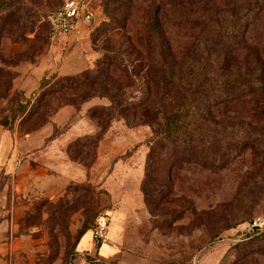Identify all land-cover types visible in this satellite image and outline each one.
Instances as JSON below:
<instances>
[{"label":"rangeland","instance_id":"obj_1","mask_svg":"<svg viewBox=\"0 0 264 264\" xmlns=\"http://www.w3.org/2000/svg\"><path fill=\"white\" fill-rule=\"evenodd\" d=\"M63 1L23 0L30 19L37 20L35 32L22 29L23 40L17 43L2 35L1 57L8 58L10 51L30 56L14 65L0 60L14 77L10 97L0 100V121L16 107V93H23L22 100L30 99L40 86L32 91L20 88L24 83L34 86L30 70L56 43L49 39L46 16ZM87 1L95 18L79 38L60 43L62 61L72 52L81 57L89 51L95 59L89 68H94L105 51H120L122 68L127 69L124 97L133 102L148 97L161 123L183 105L186 92L199 91L205 98L192 113V125L198 130L150 147L153 123L130 126L116 111L102 114V123L93 117V109L111 102L107 97L91 99L95 104L86 116L95 132L81 135L87 131L74 130L66 147L73 172L81 173L78 181L72 180L58 198L39 193L0 203V264H73L81 255V230L91 231L104 213L111 219L107 243L100 249L103 258H109L120 243L123 250L147 256L146 261L151 257L193 264L197 257L196 264H264V235L246 232L238 244L218 243L221 237L247 229L255 217H264V94L247 79L233 94L223 88V83L247 73L264 82V0H205L196 14L182 16L177 11L184 3L180 0ZM159 3L169 75L158 65L148 28L150 7ZM245 15L244 22L219 39L223 27ZM76 62L71 59L73 65ZM44 76L70 75L48 71ZM32 126L19 119L13 124L22 133ZM72 126L70 121L57 127L56 136ZM98 131L100 139L95 142ZM141 158L139 179L126 170H114L126 159L138 166ZM97 248L92 254L81 253L96 260Z\"/></svg>","mask_w":264,"mask_h":264},{"label":"trees","instance_id":"obj_2","mask_svg":"<svg viewBox=\"0 0 264 264\" xmlns=\"http://www.w3.org/2000/svg\"><path fill=\"white\" fill-rule=\"evenodd\" d=\"M170 1L175 2L176 0ZM204 1L205 0H180L179 2L184 3L179 5L180 10L177 8V11H179V15L181 16L185 14L191 15L192 13L196 14L199 6ZM160 11V3L150 7L148 28L151 38H153L152 47L155 48L158 65L169 75V67L166 61L165 46L161 31ZM30 14V8H28L23 0H0V39L2 35L6 34L10 37L12 43H17L23 40L19 33L22 29L25 30L26 33L35 32L37 20L34 21V19H30ZM14 16L17 18H14ZM246 16L247 15L236 17V19L234 18L228 25L223 27L222 31L217 34L218 36L220 34L219 39L227 35L230 30H234L237 23L244 22ZM46 24L50 35V24L47 20V16ZM42 28L44 29V26ZM1 41L2 39L0 42ZM33 55H36V53ZM7 56L8 58L0 56V60L5 64L14 65L20 62L22 57L30 55L26 53L22 54L20 51H10ZM121 61L122 57L120 51H105L104 55L98 59L94 68L88 67V69H83V71L76 75L61 76L52 79L44 76L40 86L32 93L30 99L22 100L25 98L23 93H16L18 99L17 105L10 109L11 113L9 117L0 121V125L9 130H14L13 124L19 119L21 123L28 122L31 126L32 124L34 125L32 129L28 131L31 132L39 129L37 128L39 123L47 122L52 115H55L66 105H73L75 109L79 110L83 103L93 98L107 97L111 105L92 108L93 117L96 116V118H99L100 122L103 123L105 119L102 114L106 113V111L109 113L116 111L130 126L137 125L139 123L138 121L153 123L155 125L153 127V135L148 142L150 147L175 138L184 131L198 130V127L192 125V113L196 106L204 100L205 95L197 90L186 92L183 105L168 113L161 123L159 118L155 117L152 111L155 105L150 102L148 97L138 102L129 101V98L124 97L123 93L126 86L124 84L127 79L125 73L127 69L122 68ZM10 72V70H6L3 66H0V100H7L11 95L14 77ZM245 79L257 83L258 90L261 94H264V82L258 75L253 73H247L233 78L223 83V88H225V91H231L233 94L235 88ZM202 131L204 132L206 130L203 129ZM95 134H98L95 137V142H98L101 135L100 131ZM146 174L149 173L147 172ZM69 187L70 185L68 188ZM88 230L89 227H85L81 230L78 241L81 240ZM263 235L264 234L258 236ZM90 261L96 262L93 259H90Z\"/></svg>","mask_w":264,"mask_h":264},{"label":"crops","instance_id":"obj_3","mask_svg":"<svg viewBox=\"0 0 264 264\" xmlns=\"http://www.w3.org/2000/svg\"><path fill=\"white\" fill-rule=\"evenodd\" d=\"M61 40L52 45L51 50L41 58L30 70L29 75L35 77L34 86L30 83H24L20 88L32 91L37 85H40L41 79L46 72H57L59 75H72L78 70L91 67L94 62V54L89 51L84 55L72 52L67 58H60L58 47L62 41H73L79 36H62ZM75 54V55H74ZM71 59H78L75 65L71 63ZM38 87V86H37ZM95 104V99L82 104L79 110L72 106L62 107L48 123L37 130L22 133L17 129L9 130L0 125V203L4 204L8 199L20 196H33L39 193L47 194L52 198H58L63 195L72 182L76 180L79 173L74 171L72 162L66 147L70 142L69 134L80 128L84 132L81 135L91 134L95 132L94 127L90 124L86 116L87 109ZM73 122V126L55 136V129ZM132 159H126L120 163H116L115 172H130L136 174L138 179L141 178L143 172L142 158L139 165H135ZM77 170V169H76ZM113 170V171H114ZM126 170V171H125ZM82 172V171H80ZM114 173V174H116ZM83 175V172H82ZM113 180V175H110ZM78 181V180H76ZM89 234L87 240L82 244L85 236ZM91 231H88L78 244V252H88L92 254L95 248L92 243ZM103 243L101 246H103ZM6 245V244H5ZM2 245L1 249L8 250ZM15 242L12 243V246ZM120 243L116 245L117 249L111 251L109 258H103L100 255L101 246L97 248L98 256L103 261L111 264H190V263H166L150 257L146 261L147 256L132 250H123ZM106 247V246H105ZM141 255L139 257L137 255ZM141 260V261H138ZM73 264H97L88 260L85 256H79L73 260Z\"/></svg>","mask_w":264,"mask_h":264},{"label":"built area","instance_id":"obj_4","mask_svg":"<svg viewBox=\"0 0 264 264\" xmlns=\"http://www.w3.org/2000/svg\"><path fill=\"white\" fill-rule=\"evenodd\" d=\"M94 18V10L87 0H64L59 7L47 15V20L50 24L49 36L51 42H57L62 36H79L92 23ZM110 219V213H104L99 215L95 220L94 228L91 230V240L94 247H100L107 241ZM246 232L252 236L264 234V217H255L247 225V229L237 230L234 235L221 237L218 239V243L236 244L246 239ZM81 256H85V254L81 253ZM95 261L101 262L102 259L98 257ZM196 262L197 257H195L193 264H196ZM103 263L111 264L105 261Z\"/></svg>","mask_w":264,"mask_h":264}]
</instances>
